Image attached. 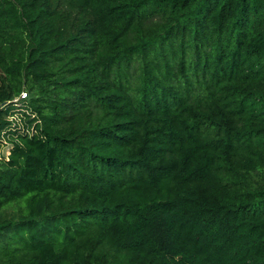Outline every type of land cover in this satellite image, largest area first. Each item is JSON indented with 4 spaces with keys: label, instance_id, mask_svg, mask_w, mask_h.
<instances>
[{
    "label": "trees",
    "instance_id": "1",
    "mask_svg": "<svg viewBox=\"0 0 264 264\" xmlns=\"http://www.w3.org/2000/svg\"><path fill=\"white\" fill-rule=\"evenodd\" d=\"M22 91L0 264H264V0H0Z\"/></svg>",
    "mask_w": 264,
    "mask_h": 264
},
{
    "label": "rangeland",
    "instance_id": "2",
    "mask_svg": "<svg viewBox=\"0 0 264 264\" xmlns=\"http://www.w3.org/2000/svg\"><path fill=\"white\" fill-rule=\"evenodd\" d=\"M4 108L7 109L6 118L10 120L11 124L6 130L0 132V153L2 155L7 154L13 137H16L17 134L31 133L39 125V120L29 109L26 101L16 100L15 103Z\"/></svg>",
    "mask_w": 264,
    "mask_h": 264
},
{
    "label": "built area",
    "instance_id": "3",
    "mask_svg": "<svg viewBox=\"0 0 264 264\" xmlns=\"http://www.w3.org/2000/svg\"><path fill=\"white\" fill-rule=\"evenodd\" d=\"M26 92H21V94L19 95V97L13 99V102H15L16 100H20V99H24L26 98Z\"/></svg>",
    "mask_w": 264,
    "mask_h": 264
}]
</instances>
